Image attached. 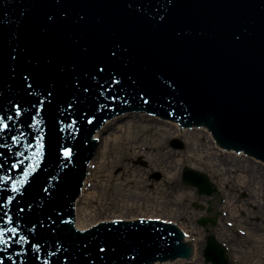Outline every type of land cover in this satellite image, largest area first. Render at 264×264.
<instances>
[{
  "label": "water",
  "instance_id": "95a60500",
  "mask_svg": "<svg viewBox=\"0 0 264 264\" xmlns=\"http://www.w3.org/2000/svg\"><path fill=\"white\" fill-rule=\"evenodd\" d=\"M127 112L205 126L264 162V0H0V264L192 257L163 221L73 225L94 135ZM182 182L216 190L188 167ZM225 251L206 236V262L230 264Z\"/></svg>",
  "mask_w": 264,
  "mask_h": 264
},
{
  "label": "rangeland",
  "instance_id": "374dc122",
  "mask_svg": "<svg viewBox=\"0 0 264 264\" xmlns=\"http://www.w3.org/2000/svg\"><path fill=\"white\" fill-rule=\"evenodd\" d=\"M159 120L165 121L161 120L160 117L150 116L146 113L131 114L119 124L115 120L112 124L101 128L97 132V137L95 138L98 140V146L87 167L80 195L75 202L76 220L73 222L74 227L78 230L89 228L112 218L159 220L180 228L185 234V238L196 245L194 249L196 250V256L192 255L190 259L178 258L174 261L168 260L162 264H209L204 261L202 254L205 236L207 235L214 236L216 241L225 246L230 264H264V225L260 226L258 225L259 222L250 221V212H252L250 206L257 208L261 205L264 209V175L261 174L263 169L254 164V161L252 162L251 160L254 158L246 155L244 152H241L245 156H241L240 163L225 161L220 157L219 160H215L212 157L204 160L188 157L189 142L187 141L189 140L200 144L195 154L208 152L212 149V145L205 134L183 137L176 132V134H179V137L173 138L172 132L174 130L162 131L157 127L156 123ZM129 125L136 134V140L131 145L127 146L123 143L115 144L111 142L104 145L105 139L114 135L117 127H127ZM144 127H147V130H143ZM173 139L181 141L182 147H173L171 145ZM150 143L157 146L156 151L144 150L139 154L134 151V148H139L140 144L145 146ZM165 149L169 151L174 149L175 151L165 157ZM180 154L184 155L181 173L185 167H188L206 174L216 189L211 196L198 195L195 187H191L181 181L179 185H186L189 189V195L179 204L155 203L140 206H124L121 204L96 206L94 204H87L86 210L89 211L88 216L81 217L79 214L84 206L82 199L85 193L89 192L87 181L91 177L93 164L101 161L104 162L101 175L105 183L110 180L109 184L112 186L116 182H119L125 186L148 188L150 185L156 183L159 185L166 184L167 176L174 175L175 173L173 163L177 161V156ZM139 161L145 162L146 165L140 164ZM214 162H218V164L215 165ZM228 164H233L236 168L247 166L250 169V173L252 172L251 170H254L259 171L260 174L253 173L255 178H250V184L247 187H240L237 184V180L233 177L234 174H229L226 171ZM133 171L140 181H134L132 184H129L127 182V175ZM155 174H158L159 177L156 178ZM119 177L122 180H119ZM230 204L236 209L235 216L230 214ZM77 210L79 211L78 215ZM208 210L211 211L208 212ZM215 214H217V220L214 227H202L197 224L200 218L206 216L212 218ZM260 215L262 216V220H264V216ZM252 216H258V214L254 213ZM207 229L209 232H206ZM202 244L204 245L202 246ZM199 246L200 251L198 250L197 252Z\"/></svg>",
  "mask_w": 264,
  "mask_h": 264
},
{
  "label": "bare ground",
  "instance_id": "6f19581e",
  "mask_svg": "<svg viewBox=\"0 0 264 264\" xmlns=\"http://www.w3.org/2000/svg\"><path fill=\"white\" fill-rule=\"evenodd\" d=\"M138 112H127L125 114L119 115L111 120H108V122L105 123L103 127H106L112 122L116 120L117 124H119L122 120H124L126 117H128L131 114H137ZM121 119V120H120ZM120 120V121H117ZM162 120V119H161ZM157 127L160 128V130H174L173 138H178L179 134L183 137L185 136H192L195 134H205V136L208 138L210 144L212 145V149H210L208 152H202L199 154H195L196 150L200 147V144L198 142H191L190 140L187 141L189 152L187 154L188 157H194L196 159H206L212 157L215 160H219V157L222 160L225 161H232L233 163H240L241 162V156H245L244 154H241L238 151H226L219 147L214 139V137L211 135V132L206 129L203 126L200 127H192V128H184L180 126V124L172 122V121H160L156 123ZM102 127V128H103ZM101 130V129H100ZM99 130V131H100ZM143 130H147V127H144ZM176 132H178L176 134ZM94 137H97V133L94 135ZM136 140V134L133 132L132 127L129 125L127 127L125 126H119L116 129V132L114 135L107 137L105 139L104 145L108 143H123L127 146L131 145ZM157 146L153 144H146L143 146L142 144L139 145V148H134V151L136 153H141V151H156ZM104 151V149H103ZM175 150L171 149L170 151L168 149H165L164 155L165 157L167 155H170V153H173ZM105 152V151H104ZM236 154V155H235ZM183 154L178 155L177 161H175L173 164L175 166V173L174 175L167 176L166 178V184L165 185H159L154 184L150 185L148 188L144 187H130L121 185V183L116 182L113 186L109 184V182L105 183L103 180V176L101 175V170L104 167V162L101 161L99 163H95L92 165V174L89 178L88 182V190L89 192H86L82 201L84 206L80 210V212L77 210L81 215V217L88 216L89 211L86 210L87 204H94L98 206L102 205H124V206H135V205H148V204H165V203H173V204H179L182 203L183 200L189 195V189L186 187V185H179V182L182 181L181 176V168L183 166ZM237 156V157H236ZM251 159V158H249ZM254 164H256L258 167H261L263 170L261 171V174L264 175V163L251 159ZM214 164H218V162H214ZM226 171L229 174H234V178L237 180V184L240 187H247L250 184V178H255L253 173H259V171L251 170L247 166H243L240 168H236L233 164H228V167L226 168ZM222 172V171H221ZM108 179V177H106ZM119 180H122V178H118ZM127 182L129 184H132L134 181H140V179L137 177L136 173L133 171L129 175H127ZM230 208V214L232 216H235L236 209L233 207L232 204L229 205ZM234 208V209H233ZM175 217V216H173ZM209 217V216H207ZM76 220V218H75ZM79 225V224H78ZM84 227V226H80ZM185 244L189 247H193L195 249L196 245L193 242H190L187 238L184 239ZM204 244H202L203 246ZM204 247V246H203ZM255 247V246H253ZM200 249V246L197 248V252ZM196 250H193V256H196L195 253ZM200 251V250H199ZM164 263V262H162ZM159 263V264H162ZM158 264V262L154 263Z\"/></svg>",
  "mask_w": 264,
  "mask_h": 264
},
{
  "label": "flooded vegetation",
  "instance_id": "af4514ba",
  "mask_svg": "<svg viewBox=\"0 0 264 264\" xmlns=\"http://www.w3.org/2000/svg\"><path fill=\"white\" fill-rule=\"evenodd\" d=\"M260 207H253V206H250V210L252 212H250V221H256V222H259L258 225L262 226L264 225V220H262V216L260 214H262L264 216V209H263V206L259 205ZM258 214V216H252V214ZM217 220V218H216ZM198 224V222H197ZM207 227L210 226V227H214L215 225H211V224H207L206 225ZM202 227H205V226H202ZM206 232H209L208 229L206 230ZM205 246H206V236H205V245H204V249H205ZM203 249V251H204ZM203 254V252H202ZM225 254L228 258V261H229V255L227 254V250L225 251ZM204 261H205V258H204ZM206 262V261H205ZM230 262V261H229ZM206 263H209V264H212L211 262H206Z\"/></svg>",
  "mask_w": 264,
  "mask_h": 264
},
{
  "label": "snow or ice",
  "instance_id": "6c2138e0",
  "mask_svg": "<svg viewBox=\"0 0 264 264\" xmlns=\"http://www.w3.org/2000/svg\"><path fill=\"white\" fill-rule=\"evenodd\" d=\"M89 122H91V121H89ZM7 127V125H5V124H0V131H3L5 128ZM43 146L41 145V148H42ZM72 155V153H71V151L70 150H67V151H64L63 152V156L65 157V158H68V157H70ZM13 167H15V165H13ZM25 175H27V173H25ZM21 183H23V181H21ZM13 191H16V188L14 187L13 188ZM11 231H16L15 229H12ZM0 244H5V239H4V231L3 230H0Z\"/></svg>",
  "mask_w": 264,
  "mask_h": 264
}]
</instances>
